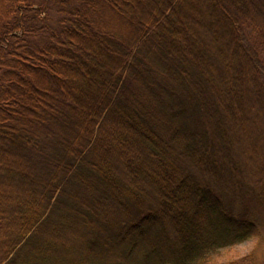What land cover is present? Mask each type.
<instances>
[{
	"label": "trees",
	"instance_id": "1",
	"mask_svg": "<svg viewBox=\"0 0 264 264\" xmlns=\"http://www.w3.org/2000/svg\"><path fill=\"white\" fill-rule=\"evenodd\" d=\"M260 113L264 0H0V264H264Z\"/></svg>",
	"mask_w": 264,
	"mask_h": 264
},
{
	"label": "rangeland",
	"instance_id": "2",
	"mask_svg": "<svg viewBox=\"0 0 264 264\" xmlns=\"http://www.w3.org/2000/svg\"><path fill=\"white\" fill-rule=\"evenodd\" d=\"M263 115L260 113L259 118L254 121L255 131H257L258 133H261V137L262 136L264 137V116ZM258 241H261V243L258 244ZM257 244L259 246V249H261V252L259 253L260 259L264 261V238L263 239L253 238V239L244 241L241 244L222 248L218 251L211 253L210 255L212 256L214 261L218 263H225L231 260L242 258L246 256L247 254H249L250 252L255 251Z\"/></svg>",
	"mask_w": 264,
	"mask_h": 264
}]
</instances>
